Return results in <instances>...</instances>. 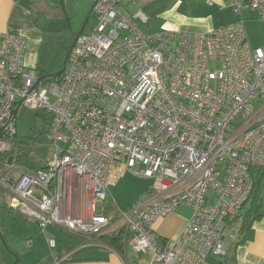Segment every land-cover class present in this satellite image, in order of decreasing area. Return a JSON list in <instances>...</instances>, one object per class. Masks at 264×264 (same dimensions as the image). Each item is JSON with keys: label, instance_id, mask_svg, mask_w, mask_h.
I'll use <instances>...</instances> for the list:
<instances>
[{"label": "built area", "instance_id": "1", "mask_svg": "<svg viewBox=\"0 0 264 264\" xmlns=\"http://www.w3.org/2000/svg\"><path fill=\"white\" fill-rule=\"evenodd\" d=\"M146 1L94 0V23L57 79L25 66L23 37L0 35V154L16 136L18 103L52 115L46 166L0 163V189L43 232L88 240L110 226V186L125 173L150 179L119 211L125 245L153 264H209L240 239L231 221L252 191L250 168L264 169V47L250 45L241 16L247 7L264 23V0H232L238 18L206 33L144 34L134 23L142 11L122 7ZM180 205L192 210L181 233L157 242L154 223Z\"/></svg>", "mask_w": 264, "mask_h": 264}, {"label": "crops", "instance_id": "2", "mask_svg": "<svg viewBox=\"0 0 264 264\" xmlns=\"http://www.w3.org/2000/svg\"><path fill=\"white\" fill-rule=\"evenodd\" d=\"M53 1L0 0V35L8 33L25 39L24 64L28 68L37 66L45 34V29L38 24L33 9L36 5L42 3L52 5ZM231 1L148 0L141 4L124 5L122 9L128 16H131L137 9L142 11L146 21L135 19L134 23L137 29L144 34H153L162 29L206 33L238 18L239 15L233 12ZM241 16L245 19L250 45L264 47V35L254 39L250 36L248 30L249 25H255L256 20H258L256 13L245 7L241 10ZM90 17L88 19L89 28L94 23V19ZM258 111L264 115V103L258 105ZM113 186L115 185L109 187L107 196ZM3 192V190L0 191V193ZM134 202L126 209L130 208ZM6 208L12 211L8 207ZM5 211L6 209H4L0 200L1 222H3ZM191 214L190 207L178 206L173 212L154 223L151 231L152 236L157 242L176 238ZM238 226L235 223L234 227L239 230ZM113 231H107L105 234H111ZM250 234V239L245 240V242H238L231 248L229 257L234 258V264H264V217L252 223ZM48 237L51 236L46 237L43 233L39 234L35 230L30 232L23 230L18 238L16 239L14 236L8 245H14L21 264H153L150 254L136 255L125 245L123 253L120 255L114 249L105 245L98 237L85 240L81 245L75 246L70 251H65L62 248L56 235H54L56 246L50 248L47 243ZM28 240L31 242V246L26 244ZM66 255H69V257L62 260Z\"/></svg>", "mask_w": 264, "mask_h": 264}, {"label": "rangeland", "instance_id": "3", "mask_svg": "<svg viewBox=\"0 0 264 264\" xmlns=\"http://www.w3.org/2000/svg\"><path fill=\"white\" fill-rule=\"evenodd\" d=\"M93 2L94 0H54L52 5L42 3L34 7L33 12L38 24L45 29L37 66L32 67L35 68L36 76L56 74L62 69L64 57L75 35L89 15ZM90 18L93 19L92 16ZM248 30L251 37L258 39V36L264 35V23L256 20L255 25H249ZM15 125L16 136L11 138L13 144L35 145L38 139L44 141L47 125H43L42 118L37 116L35 110L19 106ZM49 158L50 154L48 160ZM12 176L18 177V172L12 173ZM150 183V179L137 178L129 173L121 176L115 186L110 189V193L104 202L105 214L111 217L110 226L103 232L104 234L110 230L117 232L123 229L126 232L122 221L119 219V211L125 210L134 200L135 202L138 201ZM0 200L6 209L3 222L0 221V264H21L14 245L8 244L14 236L17 239L23 230L27 232L35 230L39 234L43 233L46 237L54 238L56 235L60 243V232L56 226L50 225L43 232L35 221L13 213L6 208L9 200V195L6 192L0 193ZM22 246L24 247V245Z\"/></svg>", "mask_w": 264, "mask_h": 264}, {"label": "trees", "instance_id": "4", "mask_svg": "<svg viewBox=\"0 0 264 264\" xmlns=\"http://www.w3.org/2000/svg\"><path fill=\"white\" fill-rule=\"evenodd\" d=\"M43 76L40 74L38 77ZM59 76H54L57 79ZM37 116L42 118L43 125H47V131L44 141L38 139L37 144H13L11 142V149L5 154H0V163L2 167L8 164V159L11 157V164H14L19 171L22 170H35L44 168L48 163V156L50 154V147L47 140V134L50 129L52 115L44 111H36ZM15 137V136H14ZM250 174L253 179L252 191L237 216L232 219L233 225L238 224L240 239L237 243L245 242L251 238V225L254 221L264 217V169L252 167L250 168ZM60 232V244L65 251L72 250L75 246L81 245L85 239L62 229H58ZM126 233L124 230L113 232L111 234L99 235L98 239L105 245L114 249L120 255L123 253L125 246ZM161 242V241H160ZM236 243V244H237ZM209 264H234V258L229 255L223 259H211Z\"/></svg>", "mask_w": 264, "mask_h": 264}, {"label": "water", "instance_id": "5", "mask_svg": "<svg viewBox=\"0 0 264 264\" xmlns=\"http://www.w3.org/2000/svg\"><path fill=\"white\" fill-rule=\"evenodd\" d=\"M93 5H94V2H93ZM93 5H92V7H91V9H90L89 15L86 17V19H85L83 25L81 26L80 30H79L78 33L75 35V37H74V39H73V41H72V43H71V45H70V47H69V49H68L66 55H65V57H64L63 67H62V69H61L58 73H56V74H52V75H43V76H41V77H39L40 80H41V79L49 80V78H52V77H54V76H59V75L64 71V69H65V64H66V61H67V58H68V56H69V54H70V52H71V50H72V48H73V46H74V44H75V41H76L77 37H78V36L84 31V26H85L86 22L88 21L89 17L91 16ZM19 106H20V103H18L17 106H16V107L14 108V110H13V113H14L15 117H16V113H17V110H18ZM1 135H2V133H0V137H1ZM11 160H12L11 157H9V159H8V164L11 163ZM0 234H1V233H0ZM15 264H16V263H15Z\"/></svg>", "mask_w": 264, "mask_h": 264}, {"label": "flooded vegetation", "instance_id": "6", "mask_svg": "<svg viewBox=\"0 0 264 264\" xmlns=\"http://www.w3.org/2000/svg\"><path fill=\"white\" fill-rule=\"evenodd\" d=\"M88 25H89V20L86 22V24H85V26H84V31H86V30H87V28H88Z\"/></svg>", "mask_w": 264, "mask_h": 264}]
</instances>
